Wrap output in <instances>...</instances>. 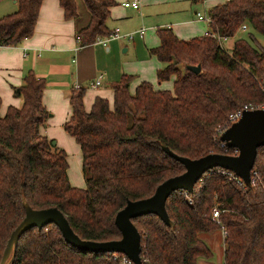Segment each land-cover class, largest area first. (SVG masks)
I'll use <instances>...</instances> for the list:
<instances>
[{"label":"trees","instance_id":"1","mask_svg":"<svg viewBox=\"0 0 264 264\" xmlns=\"http://www.w3.org/2000/svg\"><path fill=\"white\" fill-rule=\"evenodd\" d=\"M41 2L17 0V10L0 17V45H17L33 34ZM59 3L65 18L78 16L76 0ZM83 3L90 21L77 34L80 46L110 33L107 19L116 1ZM208 14L210 30L202 36L182 40L170 27L157 29L159 45L150 53L162 63L156 71L158 82L173 77L172 90L142 81L131 92L132 75H123L112 85V105L97 96L89 111L83 105L84 88L72 90V110L63 127L81 148L83 188L69 180L66 152L41 132L50 115L42 103L45 80L26 72L23 83L14 88L22 105L0 114V261L11 232L25 216V204L57 207L82 239H118L116 213L185 170L163 145L192 159L233 154L232 148L221 145L217 129L237 108L264 102V44L256 38V33L264 36V0H227ZM242 25L247 36L235 37ZM212 32L235 37L230 52ZM198 64L199 73L187 68ZM254 169L259 178L244 188L215 168L198 180L192 193L172 192L166 201L171 226L156 214L132 218L141 234L143 264H197L199 257L212 256L200 234L221 230V225L227 230L223 264H264V145L257 149ZM214 207L220 210V223L211 219ZM11 264L119 262L112 253L72 246L57 225L49 223L21 234Z\"/></svg>","mask_w":264,"mask_h":264},{"label":"crops","instance_id":"2","mask_svg":"<svg viewBox=\"0 0 264 264\" xmlns=\"http://www.w3.org/2000/svg\"><path fill=\"white\" fill-rule=\"evenodd\" d=\"M115 1L107 26L111 30L120 27L123 33L144 27L143 36L136 34L132 39L126 36L110 39L105 45L80 46L77 34L90 21L83 0H76L78 16L71 19L65 18L59 0H42L33 34L17 45H0V114L4 115L9 106L22 105L23 100L15 95L14 88L23 83L26 72L33 71L43 78L42 103L50 115L41 132L66 152L68 166L73 158L80 164L82 157L79 143L63 127L71 114L70 95L74 85L79 83L85 90V110H90L97 96L106 98L112 105V85L123 75H132L131 92L142 81L152 82L157 78L156 71L162 63L150 49L159 45L158 28L170 27L182 40L202 36L210 27L198 19L200 11L194 5L202 4L209 10L227 0H138V9L123 6L126 0ZM16 10L17 0H0V17ZM203 23L208 26L205 32ZM99 75H102L101 84L90 86ZM69 180L73 186L83 185L82 179L73 181L69 177Z\"/></svg>","mask_w":264,"mask_h":264},{"label":"water","instance_id":"3","mask_svg":"<svg viewBox=\"0 0 264 264\" xmlns=\"http://www.w3.org/2000/svg\"><path fill=\"white\" fill-rule=\"evenodd\" d=\"M187 68L199 73L201 64L188 65ZM220 140L229 148H237L238 154L209 153L192 159L178 155L163 145V150L181 162L185 170L162 181L151 196L133 201L129 200L116 213L115 224L121 232V237L118 239L106 241L82 239L74 232L66 216L57 207L35 209L25 204V216L11 232L0 264L12 263L22 233L32 227H37L40 230L49 223L57 225L65 241L78 249L95 253H122L133 264H143L140 255L141 234L132 222V218L145 214H156L166 225L171 226L173 223L166 209L168 197L176 190L192 193L198 180L207 171L214 168L233 171L247 185H251V170L254 167L257 149L264 145V108L244 110L241 117L222 132ZM55 143V140L52 141L53 145Z\"/></svg>","mask_w":264,"mask_h":264},{"label":"built area","instance_id":"4","mask_svg":"<svg viewBox=\"0 0 264 264\" xmlns=\"http://www.w3.org/2000/svg\"><path fill=\"white\" fill-rule=\"evenodd\" d=\"M122 5L125 6V7H132L134 9H138L139 8V1L138 0H132V1L126 0V1L122 2ZM197 16H198V19L203 20V21L207 22L208 24L211 21V17H210L209 14H203V13L199 12V13H197ZM241 29L245 30L246 26L242 25ZM145 32H146V29L144 27H141V28H139L136 31L126 32V33L121 32V29L119 27H116V28L112 29L110 31V33L107 34V35H98L93 43H101V44L105 45V44L108 43V41L110 39H113V38H121V37L126 36L129 39H132V38H134V36L136 34H139L140 36H143ZM207 33L208 32H206V34ZM211 35L217 40L218 44H220L222 47H224L225 42L228 41V39H229V37L221 36L217 32H212ZM77 41L78 42L80 41V36L79 35H77ZM101 79H102V75H99L94 81L90 82V86H98L99 84H101ZM81 87H82V85L79 84V83H76L74 85V88H76V89L81 88ZM261 89H262V92L264 94V78H263V80L261 82ZM255 108H264V102L260 103V104H257V105H254L252 103L245 104V105L237 108L236 110L232 111L229 114L228 119L226 120V123L224 125L219 126L218 129H217V136L219 137V139H220V136H221L222 132L226 128H228L233 122L237 121L241 117V115H242L244 110H250V109H255ZM221 145L225 146L226 148H229V147L226 146V144L223 141H221ZM232 149H233V154L232 155L238 154V149L237 148H232ZM220 169H221V173L222 174L230 176L232 179L237 181V183L241 187L244 188L245 186H248L246 184V182L242 178L237 176L233 171H230V170H227V169H223V168H220ZM258 178H259V174H258L257 170H255L254 167H253L252 170H251V185L255 184V182L257 181ZM201 179H199V181ZM183 192H184V194L188 195L187 191L183 190ZM188 202L192 203V197L191 196H188ZM219 213H220V210L217 207H214L213 210H212L211 219L213 221H215V222H218V223H220ZM221 232H222V235H223L222 237H225L227 235V230H226V228L223 225H221ZM112 255H113V259L117 260L119 262V264H133V262L126 255H124L122 253L114 252V253H112Z\"/></svg>","mask_w":264,"mask_h":264},{"label":"rangeland","instance_id":"5","mask_svg":"<svg viewBox=\"0 0 264 264\" xmlns=\"http://www.w3.org/2000/svg\"><path fill=\"white\" fill-rule=\"evenodd\" d=\"M194 7L203 14L206 12L208 13V11H209L208 9H207L208 11L205 10L203 8L202 4L194 5ZM203 26H204L203 32H205L208 29V26L205 23H203ZM116 27H114V28H116ZM114 28H112V29H114ZM247 32H248V30H239V32L236 34L235 37H240V36L246 37ZM153 34H155V33L153 32ZM198 35L201 36L200 34H198ZM235 37L230 38L224 44V48L229 52L232 49ZM256 38L258 39V41L260 43L264 44V36L263 35L256 33ZM151 83L155 87H160L161 89L172 90L173 77H171L169 80L162 82L161 84L158 82L157 78L154 77V80ZM52 141H54V140H52ZM75 142H77V141H75ZM68 174H69V177H71V179H73V181H74V179H78V180L82 179L83 185L78 186V187H85L86 186L85 174L83 172V165H82V157L80 160V164H78L74 158H73V161L71 163L69 162ZM222 236L223 235H222L221 230H215L213 232H203L200 234V237L206 242V244L211 249L212 256L209 258L199 257L197 259V264H223L225 245H224V240H223Z\"/></svg>","mask_w":264,"mask_h":264}]
</instances>
